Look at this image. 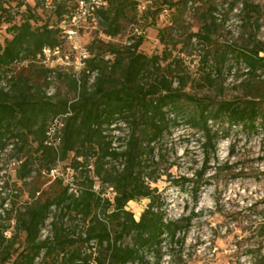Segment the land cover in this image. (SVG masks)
Here are the masks:
<instances>
[{
    "label": "trees",
    "instance_id": "obj_1",
    "mask_svg": "<svg viewBox=\"0 0 264 264\" xmlns=\"http://www.w3.org/2000/svg\"><path fill=\"white\" fill-rule=\"evenodd\" d=\"M13 1L15 12L7 6ZM79 1L0 0V27L7 24L9 34L0 42V171L2 163L17 162L12 182L17 193H7L11 205L5 216L0 213V263L38 264L41 258L42 264H162L165 254L174 259L196 213L170 218L166 196L153 184L167 175L197 195L221 138L234 126L264 129V43L217 44L216 0H162L174 12L172 24L158 29L161 53L141 50L144 35L126 44L96 36L84 46V65L76 70L74 56L80 53L62 25ZM106 1L80 30L92 27L115 38L138 21L142 0ZM41 3L53 8L46 19L37 11ZM242 3L251 19L259 6ZM189 8L201 22L195 31L183 22ZM45 47L72 52L71 64H45L39 57ZM195 55L197 75L185 58ZM233 62L246 75L239 83L242 94L216 100L193 91L214 88L232 72ZM56 82L67 87L66 96L52 91ZM59 115L64 125L56 148L47 144V131ZM182 123L201 134L204 161L196 178L170 172L176 162L169 155L176 152L166 138ZM68 170L73 186L66 181ZM43 174L53 179L52 192L41 190ZM6 199L0 191V208ZM142 199L149 202L137 218L128 203ZM260 213L256 230L262 248L249 251L253 264H264ZM48 225L50 234L42 238ZM22 234L23 244L16 246Z\"/></svg>",
    "mask_w": 264,
    "mask_h": 264
},
{
    "label": "rangeland",
    "instance_id": "obj_2",
    "mask_svg": "<svg viewBox=\"0 0 264 264\" xmlns=\"http://www.w3.org/2000/svg\"><path fill=\"white\" fill-rule=\"evenodd\" d=\"M27 1L35 4V0ZM249 1L259 6L252 11L251 19L244 9L243 0H216L221 24L215 35L217 44L253 46L258 41L264 43V0ZM16 4L13 1L7 6H11V10L15 12ZM232 4L236 5L230 10ZM52 9V5L41 3L37 11L46 19ZM192 11L189 8L183 13V22L190 31H195L201 22ZM173 12L174 9L163 4L162 0H142L138 6V21L129 24L121 35L109 38L99 30L86 27L71 42L84 48L88 42L99 36L105 40L126 44L130 37L144 35L141 50L148 54L161 53L164 45L158 38V29L172 24ZM6 27L7 24L0 27V42L9 36ZM77 55L74 56L75 64ZM185 58L189 70L197 75L200 65L198 56ZM234 66L232 72L224 73L214 88L196 87L193 91L198 96L207 95L216 100L233 99L242 94L243 88L239 83L246 75L242 76V68L238 69L235 64ZM54 87L52 91L59 90L61 96L68 94L65 85L56 82ZM200 138L199 132L184 123L166 138L168 147H174L176 152L169 155V161L176 162L170 169L175 177L186 175L196 178L195 172L200 170L204 161ZM210 164L213 169H208L204 174L202 187L197 195L191 193L190 187L181 190L167 175L153 184L166 196V209L170 218L196 213L183 245L175 247L176 256L173 259L165 254L162 264H253L249 251L262 248V237L259 236L256 226L261 220L260 212L264 211V129L250 132L241 126H234L228 136L220 139L217 153ZM64 166L61 165V170ZM68 173L67 179L70 181L72 171L68 170ZM10 174L14 179L13 170ZM39 181L41 190L53 191V179L48 174H43ZM34 182L35 179H31L25 189H30ZM106 192L110 194L109 191ZM148 202V199L132 201L128 203V208L139 218ZM51 220H48V224ZM49 234L50 225L43 229L42 238ZM23 240L24 234L18 238L16 246L22 245ZM163 250L167 248L164 247ZM37 262L42 264V259L39 258Z\"/></svg>",
    "mask_w": 264,
    "mask_h": 264
},
{
    "label": "built area",
    "instance_id": "obj_3",
    "mask_svg": "<svg viewBox=\"0 0 264 264\" xmlns=\"http://www.w3.org/2000/svg\"><path fill=\"white\" fill-rule=\"evenodd\" d=\"M105 5H107L106 0H80L76 11L74 12V14H72L71 17H69V23L62 25L64 32L67 34L68 40L70 42L73 41V39L78 35L82 23L87 20V17L93 16L96 9ZM93 20H95V18H93ZM71 43L73 49L77 50L80 53L76 57V70H79L84 65L82 58H85L87 53L80 44H75L73 42ZM39 57L45 64L50 66H55L57 64H71V53L69 51H63L60 47H45L43 53L39 55ZM63 125L64 122L62 116L59 115L53 118L47 131V144L52 145L56 148L59 147L61 143V128ZM10 148H12V145L9 146V149ZM5 151H7V149ZM2 156H4V154ZM16 164L17 162L15 159H11L10 162L5 165L3 163L1 164V166H3V169L0 171V191H2V195L7 198L3 207L0 208V213L3 216H5V208H9L11 205V197H7V193H17V190H15L12 185V182L16 180V177L13 179L10 174L11 170H13L15 176ZM52 175H55V171H52ZM6 180L10 182V186L8 185V187H6L5 184ZM66 181L69 182L72 186L74 185L72 179L70 181L66 179ZM6 234H8V232H6Z\"/></svg>",
    "mask_w": 264,
    "mask_h": 264
}]
</instances>
